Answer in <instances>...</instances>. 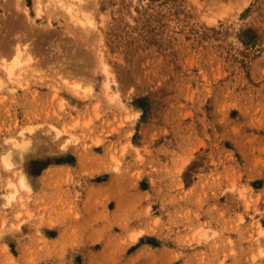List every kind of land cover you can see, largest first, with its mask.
<instances>
[{
    "label": "rangeland",
    "instance_id": "obj_1",
    "mask_svg": "<svg viewBox=\"0 0 264 264\" xmlns=\"http://www.w3.org/2000/svg\"><path fill=\"white\" fill-rule=\"evenodd\" d=\"M70 1L0 0V264H264V0Z\"/></svg>",
    "mask_w": 264,
    "mask_h": 264
},
{
    "label": "bare ground",
    "instance_id": "obj_2",
    "mask_svg": "<svg viewBox=\"0 0 264 264\" xmlns=\"http://www.w3.org/2000/svg\"><path fill=\"white\" fill-rule=\"evenodd\" d=\"M38 2H37V5H36V14L37 15H39L40 14V11H41V7H42V5L40 6V3L39 2H41V0H37ZM53 1H56L58 4H59V6H60V4L62 5V8H64V10L65 11H67V12H69L68 14L71 16V18H72V20H73V22H75V23H77L78 25L80 24V25H84V24H86V23H89V24H91L92 23V20H89V19H87V17L85 18V19H82L81 17H79V16H77L76 15V13H74L73 12V3H72V1H70L68 4H66L65 5V3H64V0H53ZM22 2V1H21ZM46 3H48L47 1H45ZM23 3V2H22ZM22 3H17L16 4V9H17V11H19V12H23V14L27 17V18H29L30 17V13H29V10L27 9V7H26V5L25 4H23L22 5ZM55 3V2H54ZM12 5H13V3H12ZM10 6H11V4H10ZM12 7H14V6H12ZM5 13V12H4ZM11 14H12V12H11ZM12 16H14V17H11L10 19H7V18H5V20H19L20 18H19V15H12ZM3 20V19H2ZM91 26V25H90ZM86 27V26H85ZM9 38V37H8ZM8 40V39H7ZM15 46H16V44H15ZM11 47V46H10ZM13 47V46H12ZM24 48V47H23ZM22 48V49H23ZM21 48H19L18 46L15 48V51H14V53H13V57H12V60L9 62V61H3L4 62V65H3V67H1V68H3V69H1V72L2 73H4L3 75L4 76H6L7 78L6 79H10V80H12V79H14V78H16V77H18L19 76V74H20V72H21V70L24 68V67H26V65H25V63H26V61H28V60H30V59H27L26 58V61L25 62H23L25 59H20L21 58V56H22V54H24L25 55V53H24V51H26V50H22ZM11 50V49H10ZM28 51V50H27ZM11 52V51H10ZM9 52V53H10ZM12 52H13V48H12ZM23 52V53H22ZM26 57V56H25ZM24 58V57H23ZM7 60V59H6ZM2 61V60H1ZM2 64V63H1ZM26 64H28V63H26ZM25 65V66H24ZM2 66V65H1ZM24 66V67H23ZM9 80V81H10ZM15 81V80H14ZM2 85V83H1V81H0V86ZM75 89V88H74ZM73 89V90H74ZM74 91H80V90H74ZM72 92V91H71ZM78 93H80V92H78ZM84 93V92H83ZM73 94H74V92H73ZM80 94H82V92L80 93ZM79 94V95H80ZM84 95V94H83ZM82 97V96H81ZM22 134V133H21ZM17 136V135H16ZM19 136V135H18ZM15 137V136H14ZM23 137L20 135L19 136V138H17V139H14L15 141H18L19 139H22ZM25 139V138H24ZM17 173V172H16ZM17 175V174H16ZM23 176V175H22ZM25 181L22 179V177H20V179H19V186L21 187V188H27L26 187V185H25V183H24ZM13 185V184H12ZM14 186V185H13ZM28 189V188H27ZM25 191V190H24ZM12 193V192H11ZM12 196V195H11ZM10 196V197H11ZM13 198V197H12ZM11 198V199H12ZM9 197H8V201H9ZM135 237V236H134Z\"/></svg>",
    "mask_w": 264,
    "mask_h": 264
}]
</instances>
